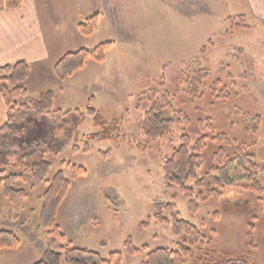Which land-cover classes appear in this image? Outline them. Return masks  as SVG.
<instances>
[{
    "label": "rangeland",
    "instance_id": "rangeland-1",
    "mask_svg": "<svg viewBox=\"0 0 264 264\" xmlns=\"http://www.w3.org/2000/svg\"><path fill=\"white\" fill-rule=\"evenodd\" d=\"M254 2L259 3L34 0L33 20L50 58L29 66V76L23 82L27 95L16 102L51 90L52 109H77L85 114L78 126L79 150H72V139L58 156L49 158L51 167L46 177L51 179L61 169L71 183L57 214L66 241L97 251L103 258L119 251L122 264H141L145 254L125 253L128 238L134 246L147 245L151 250L175 247L179 240L165 225L138 229L152 214L153 202L159 200L175 204L180 217L210 237L214 247L248 254L264 264V16ZM93 15L97 17L95 29L84 36L78 24ZM104 42L111 45L102 61L90 58L64 81L53 74L54 63L66 51L93 49ZM143 92L158 96L168 93L170 107L163 117L179 116L171 134L161 140H148L137 129V121L149 107L145 99L137 104V96ZM90 97L106 120L122 118L121 130L129 140L95 142L88 152L82 150L85 136L99 130L85 113ZM26 116L24 125L28 128L23 139L28 143L52 136L62 139L72 126L68 115L52 119L35 111L20 113L16 122ZM184 132L189 134L191 149L205 134L206 147L199 153L204 169L212 166V155L218 148L231 154L237 145L246 147L257 165L259 191L225 187L221 189L223 195L202 203L191 217L187 199L177 186L165 184L161 171L162 157L179 144ZM8 149L13 152L17 147ZM31 149L30 145L17 151ZM62 162L83 166L87 172L74 179L66 167H61ZM9 171L23 174L17 185L28 197L10 204L0 195V228L14 230L20 239L18 248L0 251V264H33L44 249L58 248L57 244L50 245L48 230L38 228L40 197L46 185L31 188L27 173L19 168ZM221 173L231 181L227 171ZM234 179L238 182L240 177L235 175ZM101 241L105 245H100Z\"/></svg>",
    "mask_w": 264,
    "mask_h": 264
},
{
    "label": "trees",
    "instance_id": "trees-1",
    "mask_svg": "<svg viewBox=\"0 0 264 264\" xmlns=\"http://www.w3.org/2000/svg\"><path fill=\"white\" fill-rule=\"evenodd\" d=\"M23 1L0 0V8L16 9L23 4ZM96 19V15L87 18L84 23L78 24V31L84 36L90 35L95 29ZM110 45V42H104L93 49L81 48L76 51H66L54 63L53 74L61 81L68 79L90 58L102 61ZM29 69V64L24 60L0 66V96L7 108L6 121L0 126V195L10 204L24 201L28 197L27 191L17 185L22 180L23 174L10 172V168H19L23 173H27L31 179V188L42 183L46 185L40 197L42 204L38 228L48 230V235L51 237L50 245L57 244L58 248L44 249L40 258L33 264H62L63 262L67 264H122V252L111 251L106 258H103L97 251L73 246L71 241H66L65 234L61 232L57 224L59 206L66 197L71 183L61 169L51 179L46 178L51 167L49 158L58 156L72 139L75 143L72 150H79L76 144L79 140L78 126L84 121L85 114L77 109L73 112L52 109L54 93L51 90L17 103L18 97L27 95L23 82L29 76ZM143 99L148 100L149 107L137 121V129L151 141L161 140L171 134V127L179 116L176 114L172 117H163L164 111L170 107V95L163 93L158 96L155 92H143L137 96V104L139 105ZM25 111H35L41 116H50L52 119L68 115L71 117L72 126L62 139L52 136L45 141L34 140L28 143L23 139L28 128L24 125L27 116L21 122H16L17 116ZM85 113L92 117L93 126L99 130L85 136L82 149L84 152H88L91 144L95 142L129 140L128 135L121 130L122 118L115 117L110 121L106 120L93 107L92 97L87 102ZM188 121L185 118V122L189 123ZM20 134L22 137L18 136ZM205 140L204 134L191 149L189 134L184 132L179 136V144L172 146L171 152L162 157L161 171L165 184L168 187L175 185L179 188L187 199V210L191 217L197 214L202 203L210 199L216 200L223 195L221 189L225 187L242 186L254 192L260 189L257 165L253 160V155L247 153L246 147L242 145H237L231 154H225L223 147L218 148L212 155V166L204 169L199 153L206 147ZM30 145L32 149L29 152L17 151L19 147L24 149ZM10 146H16L17 149L10 152V148L8 149ZM61 167H66L74 179L87 172L83 166L65 162L61 163ZM200 169L201 172H199ZM222 171H227L231 178L230 182L222 178ZM235 175L240 177L238 182L234 179ZM151 224L168 226L179 240L175 247L163 246L151 250L147 245L134 246L132 240L128 238L124 243L125 253L129 256L145 254V259L141 264H259L253 261L248 254H238L214 247L210 237L180 217L173 203L155 200L152 214L140 222L138 229L142 231ZM100 245H105V242L101 241ZM19 246L20 239L14 230L0 228V251L16 249ZM194 249L198 250L199 254H196Z\"/></svg>",
    "mask_w": 264,
    "mask_h": 264
},
{
    "label": "crops",
    "instance_id": "crops-1",
    "mask_svg": "<svg viewBox=\"0 0 264 264\" xmlns=\"http://www.w3.org/2000/svg\"><path fill=\"white\" fill-rule=\"evenodd\" d=\"M257 1L258 5L254 2V6L264 16V0ZM34 15V0H24L16 9L0 8V66L21 60L32 66L50 58L42 32L33 20ZM6 113V105L0 96V126L6 121Z\"/></svg>",
    "mask_w": 264,
    "mask_h": 264
}]
</instances>
